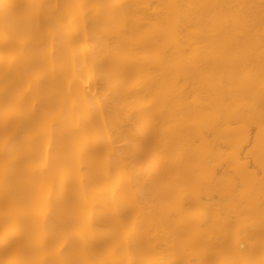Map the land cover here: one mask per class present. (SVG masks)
<instances>
[{"label":"bare ground","instance_id":"6f19581e","mask_svg":"<svg viewBox=\"0 0 264 264\" xmlns=\"http://www.w3.org/2000/svg\"><path fill=\"white\" fill-rule=\"evenodd\" d=\"M0 264H264V0H0Z\"/></svg>","mask_w":264,"mask_h":264}]
</instances>
